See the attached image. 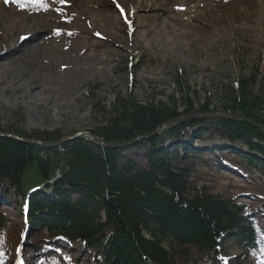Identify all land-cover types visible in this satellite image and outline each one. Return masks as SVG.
Returning a JSON list of instances; mask_svg holds the SVG:
<instances>
[{
	"label": "rangeland",
	"instance_id": "374dc122",
	"mask_svg": "<svg viewBox=\"0 0 264 264\" xmlns=\"http://www.w3.org/2000/svg\"><path fill=\"white\" fill-rule=\"evenodd\" d=\"M21 2L26 7L0 0L2 130L89 132L101 121L95 102L107 110L116 96L131 95L143 104L165 103L171 96L179 101V78L203 103L206 94L218 96L240 75L264 78V0H44L46 8ZM154 2L164 11L159 18L149 10ZM216 102L215 97L211 104ZM195 130H186L182 142ZM200 137L189 145L203 151L186 161L193 166L191 183L245 205L251 222L264 225L263 175L226 153L241 146L224 145L222 154L211 150L222 146L218 136L204 132ZM124 156L145 164L140 148ZM0 210L7 211L0 218L3 248L4 234L15 238L26 230L13 204L1 202ZM35 236L25 246L28 264L90 262L81 244ZM192 256L178 264H213ZM16 259L12 253L10 261ZM221 260L264 264V241L256 250L229 242Z\"/></svg>",
	"mask_w": 264,
	"mask_h": 264
},
{
	"label": "trees",
	"instance_id": "16d2710c",
	"mask_svg": "<svg viewBox=\"0 0 264 264\" xmlns=\"http://www.w3.org/2000/svg\"><path fill=\"white\" fill-rule=\"evenodd\" d=\"M258 74L240 75L215 96L216 105L209 94L200 103L179 78V101L171 96L165 103L143 104L131 95L116 96L107 110L95 102L93 110L101 116L89 131L95 137L112 145L144 137L122 148L102 150L83 139L44 148L28 142L52 144L66 136L59 130L0 128V135L19 139L0 136V203L14 205L26 230L15 238L4 234L0 264H10L17 249L20 264H28L25 246L37 233L81 244L90 258L87 264H178L195 254L223 264L229 242L256 250L264 241L261 224L251 222L245 205L196 188L188 162L189 155L203 152L189 147L192 139L211 132L222 143L241 146L226 148V153L263 175L264 184V134L240 121L201 117L232 114L264 129V78ZM191 116L198 117L155 135L164 125ZM195 128L183 144L184 132ZM135 148L146 152L144 165L124 156ZM6 212L0 210V218ZM65 260L57 264H78Z\"/></svg>",
	"mask_w": 264,
	"mask_h": 264
},
{
	"label": "water",
	"instance_id": "95a60500",
	"mask_svg": "<svg viewBox=\"0 0 264 264\" xmlns=\"http://www.w3.org/2000/svg\"><path fill=\"white\" fill-rule=\"evenodd\" d=\"M196 117H198V116L185 117V118L178 119L176 121H172V122L164 125L161 130H157L155 132V135L159 134V133H163L164 131H166L167 129H170L171 127H173L175 125H179V124H181L187 120H190V119L196 118ZM201 117H209V118L212 117V118H221V119H227V120H232V121H240V122L246 123L250 126H253V127L259 129L264 134V129H262L261 127L257 126L256 124H254V123H252L246 119L241 118L240 116H236V115H232V114H224V113H215V114H211V115H207V116H201ZM0 136H6V137H9L13 140H19L15 136H11V137L7 136V135H0ZM142 138H144V137H140V138H138L132 142L112 145V144L105 143L101 139L95 137L90 132H79V133L71 134L70 136H66L62 140L55 142V143H52V144H45V143H41V142H37V141H29L28 143L35 144V145H38V146H41L44 148H54V147L61 146L62 144L66 143L68 141L74 140V139H83V140L91 143L92 145H95V146L99 147L100 149L104 150V149H115V148H122V147L130 146V145H134L136 142H138Z\"/></svg>",
	"mask_w": 264,
	"mask_h": 264
},
{
	"label": "snow or ice",
	"instance_id": "6c2138e0",
	"mask_svg": "<svg viewBox=\"0 0 264 264\" xmlns=\"http://www.w3.org/2000/svg\"><path fill=\"white\" fill-rule=\"evenodd\" d=\"M6 3H15L20 8L26 7V4L22 3L21 0H5ZM28 3L37 4L41 8H46L47 6L44 4V0H28Z\"/></svg>",
	"mask_w": 264,
	"mask_h": 264
},
{
	"label": "bare ground",
	"instance_id": "6f19581e",
	"mask_svg": "<svg viewBox=\"0 0 264 264\" xmlns=\"http://www.w3.org/2000/svg\"><path fill=\"white\" fill-rule=\"evenodd\" d=\"M149 10H151V11H153V12H158L159 13V15H157V16H155V18H159L161 15H162V13L164 12L161 8H159V5H156V2H154V3H152V4H150V7H149ZM4 60L2 59V56H0V62H3ZM205 116V115H204ZM176 126V125H175ZM161 130V129H160ZM205 130H203V131H201V132H204ZM185 133V132H184ZM68 136H70V135H68ZM172 143V142H171ZM183 144H188V142L187 143H185V142H183Z\"/></svg>",
	"mask_w": 264,
	"mask_h": 264
}]
</instances>
